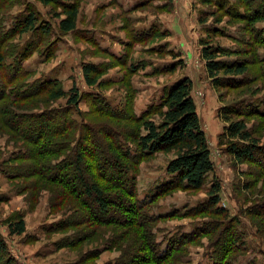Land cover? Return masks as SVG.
I'll list each match as a JSON object with an SVG mask.
<instances>
[{
    "label": "rangeland",
    "instance_id": "rangeland-1",
    "mask_svg": "<svg viewBox=\"0 0 264 264\" xmlns=\"http://www.w3.org/2000/svg\"><path fill=\"white\" fill-rule=\"evenodd\" d=\"M180 1H184L186 11ZM77 2L80 4L78 28L73 33L64 34L59 30L60 18L57 15L61 14L60 8L46 6L40 0H0V30L2 28V33L13 29L17 31V35L4 49L5 51L10 48L6 62L12 64L10 68H5L4 75L10 77L18 73L21 67L25 73L19 75L18 84L32 85L38 80L44 82L56 79L62 82L66 90L75 84L80 91L84 94L90 93L93 98L103 96L115 109L125 103L127 90L122 81L129 77L126 69L133 62L141 66L137 74L129 77L133 87L139 91L136 106L138 101L142 106L148 102L158 103L166 88L192 75L193 80L190 78L194 87L192 95L199 103L198 111L209 139L215 170L208 176L203 189L178 190L154 205L151 213L158 219L154 226L156 240L165 248L168 242L178 240L184 233H191L199 227L208 228L212 231L211 236L201 238L199 236L197 242L188 246L180 263L178 261L174 264H213L221 251L218 243L221 238H217L222 230L231 231L230 221L235 219V227L242 235L243 245H237L233 264H264V230L260 226L264 225V219L253 221L245 213L251 205L264 200V174L258 181L245 176L243 172L247 171V166L237 167L218 144L219 135L224 128V123L218 115L219 109L241 99L248 101L252 99L257 107L264 103L262 80L258 78L248 87L226 93L228 91L213 86V81L206 72V63L201 56L200 41L203 39L214 46L236 49L235 41L227 37L213 36L210 29L217 25L228 31L229 36L238 37L241 35L239 24L236 23L235 26L228 24V18L224 16L221 24L214 23L211 14L215 8L205 4L203 0H77ZM229 2L237 3V0ZM31 13L38 18V24L35 29L23 32L25 21ZM203 17L208 19L206 24L200 22ZM47 24L52 27L49 34L43 31ZM261 26L264 27L262 24ZM132 29L137 32L149 30L153 36L161 31H168L170 34L168 37L157 36L144 43H134L127 49L126 43L131 39L129 32ZM183 31L188 32L187 35H180L182 39L188 38L186 48L184 53L175 59L163 46L167 45L168 50H180L183 41L176 36L177 33H184ZM153 47L155 53L150 51ZM113 55L118 59H114ZM180 59L182 63L176 72L154 76L155 69H162ZM123 61H126V64L122 63ZM86 63L112 64L113 68H110L104 77L107 79H104L107 81L104 88L87 87L82 69ZM123 64L125 66H122ZM144 74L150 75L148 76L150 78L144 77ZM162 85L165 87L163 91ZM15 86L16 82L5 88L4 101L0 102V240L5 242L11 256L19 264H79L80 260L88 255L91 257L86 258L87 262L84 260V264H111L118 261L122 255L128 254L127 251L133 250L138 253L139 248H136L134 242L139 239L133 236L134 230L120 235L123 229L87 226L80 219L74 228L64 226L80 214L87 216L88 210L82 206L84 203L79 204L69 195L64 202L59 201V204L55 205L56 198L66 194L63 188L57 184L45 183L38 175H34L37 163L28 154L33 150V146L21 135L3 125L1 108L14 100L13 96L17 90H12V87ZM148 89L154 90L146 94L145 90ZM209 96L214 99L212 107L206 102ZM66 104L67 101L64 99L48 100V95L43 90V95L36 98L27 99L23 103L14 102L12 110L15 113L23 111L28 115L29 122L21 127L22 130H26L27 126L34 124L36 115L50 108L61 110ZM89 105L90 101L85 98L80 106L81 111L87 112ZM136 106L135 111L139 115L148 107L141 110ZM208 108L209 112L206 113L204 110ZM102 120L103 118H92L94 122ZM248 123L251 127H256L257 137L264 144V121L249 119ZM175 156V152L159 153L143 162L136 173L130 175L135 179L136 194L140 199L155 194L159 186L172 180V176L167 173V165ZM56 159L59 162L63 156ZM109 166L108 160V170L105 171L108 178L111 173ZM92 173L95 176V172ZM90 175L86 174L88 178ZM214 178L222 183L221 207L228 211V216L224 218L211 215L213 220L210 215L206 218L204 215L197 218L186 217L184 213L187 210L206 205L207 193ZM246 178L252 183L253 189L250 194H245L243 189ZM69 186L76 191L80 189L75 181L69 182ZM109 190L114 192L111 188ZM87 202L92 204V200L87 199ZM20 217L26 222L27 232L23 236H10L7 223ZM215 226L219 227L218 231H215ZM75 235L79 236L81 241L75 246H68L70 243L67 239L74 238ZM96 255L99 257L92 259Z\"/></svg>",
    "mask_w": 264,
    "mask_h": 264
},
{
    "label": "trees",
    "instance_id": "trees-1",
    "mask_svg": "<svg viewBox=\"0 0 264 264\" xmlns=\"http://www.w3.org/2000/svg\"><path fill=\"white\" fill-rule=\"evenodd\" d=\"M229 1L203 0L205 4L215 8L211 14L214 23L221 24L224 16L228 18V24L233 26L239 24L241 30L240 36L231 37L228 31L217 25L210 29V34L213 36L227 37L235 41L236 49L214 46L204 39L200 41L201 56L206 63L207 75L213 81L214 87L228 91L226 93L248 87L258 78L262 80L264 87V27L261 26L264 25V0H237V3ZM40 2L61 9V14L57 17L60 18L59 30L62 33L69 34L77 30L80 17V4L77 0H40ZM200 22L206 24L208 19L203 17ZM37 24L38 18L31 13L25 21L23 32L35 29ZM126 24L129 27V22ZM51 30L50 24L43 28L46 34ZM129 34L131 39L126 43L127 49H130L134 43H144L157 36L168 37L170 33L161 31L153 36L149 30L137 32L132 29ZM16 35L17 31L14 29L5 33H2V28L0 30V70H2L0 102L4 101V91L8 85L16 82L12 90H17L13 96L14 100L12 99L8 106L1 108L4 118L2 122L33 146V150L28 154L37 163L34 175H38L45 183L57 184L63 188L66 194L57 197L55 205H58L59 201L64 202L68 195L75 198L79 204L84 203L82 206L88 210L87 216L80 214L64 226L74 228L78 222L83 221L87 226L123 229L120 235L134 230L133 236L139 239L134 240L136 248H139L138 253L133 250L127 251L128 254L122 255L118 261L111 264H174L178 261L180 263L188 246L203 236H211L212 231L199 227V231L184 233L178 240L168 242L163 248L156 240L154 226L158 219L151 211L161 199L175 191L203 189L208 176L215 170L209 139L192 95V80L183 78L166 88L160 101L149 104L139 115L135 111L139 91L133 87L130 78L139 72L141 66L133 62L126 69V74L130 78L122 81L127 90L125 103L115 109L103 96L93 98L90 93L84 94L80 91L75 84L66 90L62 82L56 79L44 82L38 80L32 85L18 84L19 75L25 73L21 67L18 73L6 77L5 68H10L12 64L6 62L10 48L5 51L4 49ZM163 47L175 59L180 56L179 53L169 51L167 45ZM150 51L155 53L154 47ZM1 52H5L4 55ZM112 57L118 59L115 55ZM122 63L126 64V61ZM181 63L182 59L162 69H155L154 76L174 73ZM124 64L122 66H125ZM110 68H113L110 63L83 64V77L87 87L104 88L107 84L105 81L107 79L104 77ZM42 89L48 95V100L64 99L67 104L61 110L50 108L36 115L34 124L22 130L30 119L23 111L15 113L12 110L14 102L23 103L27 99L43 95ZM220 96L223 97L222 94ZM85 98L90 101L89 110L82 112L80 106ZM256 105L252 99L251 101L236 100L222 106L218 114L224 123L223 131L218 138L219 146L232 158L237 167L247 166V171L243 174L254 178L253 181L260 180L264 174V144L257 137L256 127L253 128L248 123L249 119L264 121V103L258 107ZM92 118H103V120L94 122ZM172 152H175L176 156L167 165V173L172 176V180L159 186L155 194L140 199L136 194L135 179L130 175L135 174L143 162L154 158L157 154ZM61 156L63 159L57 162L56 158ZM108 160L110 178L105 174L108 170ZM92 172H95V176ZM86 174L90 175L89 178ZM74 181L80 187L77 191L69 186V182ZM245 181L244 192L250 194L253 189L251 180L246 178ZM110 188L114 192H110ZM221 193L222 183L214 178L207 193L206 205L189 209L184 215L194 218L202 215L205 216L204 218L209 215L226 218L228 211L221 207ZM87 199L92 200V204L88 203ZM245 213L253 221L264 219V200L251 205ZM79 219L80 221H77ZM236 223L238 224L237 219ZM260 226L264 230V225L260 224ZM7 227L10 236H23L27 232L26 222L21 217L10 220ZM230 227L231 231L222 230L217 238H221L218 241L221 251L213 264H233L237 245H243L242 235L235 227V219L230 221ZM218 228L215 226V231ZM91 231L96 233L94 229ZM67 240L70 243L67 244L68 246H75L81 238L75 235L74 238ZM90 257L85 256L79 264H84L83 261L87 262L86 258ZM98 257L96 255L92 259ZM0 264H19L2 240H0Z\"/></svg>",
    "mask_w": 264,
    "mask_h": 264
},
{
    "label": "crops",
    "instance_id": "crops-1",
    "mask_svg": "<svg viewBox=\"0 0 264 264\" xmlns=\"http://www.w3.org/2000/svg\"><path fill=\"white\" fill-rule=\"evenodd\" d=\"M180 4H182L181 6H183L184 5V1H180ZM183 8H184V11H186L185 10V7L183 6ZM180 9V8H179ZM178 9V10H179ZM181 10V9H180ZM184 33H177V39H180L181 40V42L183 41V44H182V46L180 47V50L179 49H177V50H172V49H169V50H171V51H173V52H175V53H178L179 52V54H181L183 51H184V48H186L185 47V45H186V40H188V38H186V39H182L181 37H180V35H183V34H185V35H187V33L188 32H186V31H183ZM183 37V36H182ZM168 44V43H167ZM193 45H194V43H193ZM184 53V52H183ZM173 62V61H172ZM190 62H192V61H190ZM193 63V62H192ZM191 63V64H192ZM194 73V71L192 70L191 71V74H193ZM148 76H150V75H148ZM147 76V74H144V77H147V78H150V77H148ZM192 76V75H191ZM191 76H189L188 75V77L189 78H191ZM192 79V78H191ZM193 80V79H192ZM157 88H160V87H157ZM165 89V87H164V85H162V87H161V91H163L162 89ZM194 88V87H193ZM154 89H148V90H145V92H146V94L148 93V92H151V91H153ZM144 91V90H143ZM160 91V90H159ZM195 101H196V104H197V106H198V102H197V100L195 99ZM206 102L209 104V107H212V104L214 103V99H213V97H211V96H209V98L208 99H206ZM150 104V102H148L147 104H144L143 106L141 105V104H139V101H138V103H137V108H139V109H141V110H143V108L145 109L148 105ZM198 109H199V106H198ZM206 113H208L209 112V108H208V110H204Z\"/></svg>",
    "mask_w": 264,
    "mask_h": 264
}]
</instances>
